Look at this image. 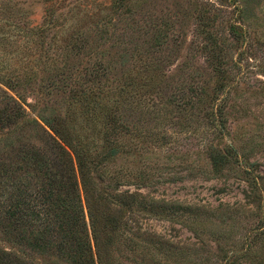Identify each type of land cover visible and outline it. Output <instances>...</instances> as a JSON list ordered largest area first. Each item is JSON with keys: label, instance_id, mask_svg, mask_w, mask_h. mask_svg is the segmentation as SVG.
Here are the masks:
<instances>
[{"label": "rangeland", "instance_id": "obj_1", "mask_svg": "<svg viewBox=\"0 0 264 264\" xmlns=\"http://www.w3.org/2000/svg\"><path fill=\"white\" fill-rule=\"evenodd\" d=\"M91 90L116 101L110 170L150 180L122 189L174 206L134 215L155 240L116 244L115 264H264V0H0V103L73 124ZM225 147L239 162L216 170Z\"/></svg>", "mask_w": 264, "mask_h": 264}, {"label": "trees", "instance_id": "obj_2", "mask_svg": "<svg viewBox=\"0 0 264 264\" xmlns=\"http://www.w3.org/2000/svg\"><path fill=\"white\" fill-rule=\"evenodd\" d=\"M104 99L89 91V108L73 124L32 116L36 109L29 113L20 97L6 94L0 103V129L7 131L0 149V226L12 247L0 248V264H32L34 253L55 257L58 264H115L116 244L125 241L137 251L135 239H141L144 248L151 247L154 235L140 234L132 219L154 218L174 206L122 189L149 187L150 180L110 170L119 150L105 151L98 125L116 117V101L110 105ZM209 158L220 170L233 159L239 162L240 154L230 147L211 148Z\"/></svg>", "mask_w": 264, "mask_h": 264}]
</instances>
